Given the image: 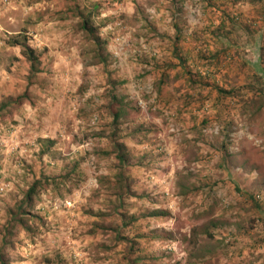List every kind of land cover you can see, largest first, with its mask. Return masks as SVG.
Returning a JSON list of instances; mask_svg holds the SVG:
<instances>
[{
  "label": "rangeland",
  "instance_id": "rangeland-1",
  "mask_svg": "<svg viewBox=\"0 0 264 264\" xmlns=\"http://www.w3.org/2000/svg\"><path fill=\"white\" fill-rule=\"evenodd\" d=\"M0 264H264V0H0Z\"/></svg>",
  "mask_w": 264,
  "mask_h": 264
},
{
  "label": "trees",
  "instance_id": "trees-1",
  "mask_svg": "<svg viewBox=\"0 0 264 264\" xmlns=\"http://www.w3.org/2000/svg\"><path fill=\"white\" fill-rule=\"evenodd\" d=\"M252 1H254V0H252ZM259 1H261V0H255V2H259ZM82 28L91 36V39L95 42V44L98 46L99 51H100L101 46L99 45V40L94 35L93 28L88 26V22L85 19L82 22ZM11 44L21 45V47H22L21 52L30 63L31 75L38 72V67H37L38 57H37V55L34 54L33 49L31 47H29L27 44L23 43L19 38H14L11 41ZM98 58H99V62H103V63H105L107 60L105 57H103L101 55V53L98 54ZM163 82H164V80L162 81V79H161L160 83L162 84ZM113 99L116 101L114 96H113ZM123 114H124L123 109H122V106L120 105V107L117 109V111L113 112V120L118 119ZM115 131H117V130H115ZM116 147H117L116 148V151H117L116 157L120 160V162H125L126 157H125V153L121 151L122 146L116 145Z\"/></svg>",
  "mask_w": 264,
  "mask_h": 264
}]
</instances>
